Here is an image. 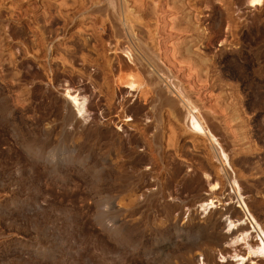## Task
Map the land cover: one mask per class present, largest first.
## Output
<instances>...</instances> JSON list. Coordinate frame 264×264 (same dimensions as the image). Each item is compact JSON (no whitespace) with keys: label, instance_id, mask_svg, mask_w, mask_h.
Here are the masks:
<instances>
[{"label":"rangeland","instance_id":"1","mask_svg":"<svg viewBox=\"0 0 264 264\" xmlns=\"http://www.w3.org/2000/svg\"><path fill=\"white\" fill-rule=\"evenodd\" d=\"M110 1L120 3L0 0V264H153L133 258L121 246L120 256L115 258L110 252L111 239L105 229L108 170L103 169V182L98 184L90 176L91 167L95 162L101 164L106 148L104 142L102 147H94L93 134L95 130L143 139V123L155 116L167 119L176 115L180 120L186 109L164 83L161 93H156L155 84H148L145 78L150 89L153 87L146 99L140 92L144 85L130 91L122 84V78L132 73L126 66L131 62L123 51L125 43L116 40L107 15L90 12L95 6H111ZM248 1L127 3L137 16L136 32L145 29L148 33H139L142 47H146L143 54L154 57L170 80L177 81L196 112L217 131L219 142L228 143L235 158L247 160L242 171L254 191L244 197L251 199L250 209L264 226V2L252 6ZM67 89L87 100L83 115L76 114ZM167 96L176 100L179 114ZM71 109L73 114H69ZM187 121L184 118L163 127L169 150L161 163L148 151L145 154V144L136 148L145 157L140 168L150 172L145 178L149 182H165L166 172L175 167L181 174L191 175L184 183L176 178L169 189L163 187L164 203H179V207L170 216L157 207L141 213L142 193L157 186L131 187L120 194L116 204L118 213L124 214L120 216H125L120 222L123 236L139 237L146 230L145 215L150 225L159 224L167 233L209 213L197 200L199 194L211 191L204 167L209 163L214 167L211 173L221 175L220 163L205 159L209 141L187 131ZM178 130L184 133L182 137L176 136ZM67 151L72 155L61 161ZM72 156L75 162L70 163ZM227 231L224 227L223 232ZM228 241L225 247L230 253L235 248L246 251L244 241ZM249 242L258 239L251 235ZM220 260L238 264L232 258ZM258 262L264 264V260Z\"/></svg>","mask_w":264,"mask_h":264},{"label":"bare ground","instance_id":"2","mask_svg":"<svg viewBox=\"0 0 264 264\" xmlns=\"http://www.w3.org/2000/svg\"><path fill=\"white\" fill-rule=\"evenodd\" d=\"M248 2L252 6H255L260 5L264 1L249 0ZM110 4L111 6H95L91 9L89 7V9L91 13H94L93 11H96L105 16L107 15V20L112 24L113 34L116 37V40L120 41L121 39H123L122 42L125 43V45L123 46L124 48L122 46L121 48H123V51L126 52L127 57L129 58V62H131V66L127 65V63L126 66L129 67V69L131 68L130 71H132V73H127L128 75L127 77H125V80L121 77L123 80L122 84L126 85V87L129 88L130 91H137L144 85V88H141L140 92L141 95L144 94L145 99L149 97L146 95L153 89V87H151L152 89H150V86H148V84L152 86L155 84L154 91L156 93H161L159 88L163 87L165 84L166 89L170 92V94H174V97L177 96L179 98V103L182 104L186 109V115L184 114L185 117L182 116L183 118L181 119L183 120L184 118H186V120H188L187 131L191 132L198 138L205 137L209 141L208 147H206L205 153H207V156H205V159L210 160L212 158H215L220 163V168L218 171H221V175L220 173H217L218 175L212 174L211 170L213 171L214 167L208 165L209 163H207V165L204 167V172L208 176V183L211 187V191L208 194H199V199L197 200L200 201L199 206H206V209H210L209 213L205 217H198L197 222L187 223L186 225H182L180 227L174 226L173 229L168 230V232L165 233L162 227L158 226L159 224L150 225L151 220L149 216L145 215V217H143L142 219V222L145 223L146 230H143L139 237L123 236L122 231L124 230H122L123 228L121 227L120 222L123 220L122 217L125 216H120L123 214V212L122 214L118 213L116 204H118L117 202L120 194L128 192L131 187H134L135 189L136 187L141 189V187H147L148 185L157 186V188L154 187V189L150 188L149 192L147 190L146 192L142 193L144 198L142 202L140 201L141 203H139V210L141 211V213H145L146 211H149L148 209L151 210V208L157 207L158 210H164L166 215L170 216V214H172L171 210L174 207H179V203H164L163 187L165 186L166 189H169V187H171L170 184L173 182V180H176V178H180V180L178 181L184 183L188 179L190 180L192 178L191 175L181 174V170L178 171L177 169H175L177 167H175L172 168V170L166 172L165 182H159L156 181V179H153L155 180L153 182H151V180L149 182V180H146L145 178L148 174H150V172L147 173L146 171H142V168H140V165L142 166L141 163L143 159H145V157H143L141 153H138L139 151L137 152L136 148L141 143L145 144V154L148 151V154H151V156L155 158V161L161 163V160L165 158L164 156H166L169 150L168 148L166 149L167 146L165 145L164 140L165 131H163V127H166V125H170L171 123H177V121L180 122L181 119H176V115H174V117H167V119L160 118L154 115L155 117L149 122L143 123V129L141 131V136H143V139H141V137L139 139L136 135H134L133 137L132 135H128L129 137H125L120 133L105 134L101 132H95L94 130V147L101 146V143L104 142L102 144H104L106 149L103 153L105 154L104 157L100 158L101 164L99 165L97 162H95L94 166L91 167L90 176L92 177L93 181L98 184L103 179V169L106 168L108 170V178L106 179H108L107 190L109 195L107 197V206L109 210V216L105 229L111 239V254H114L116 258V254L119 253V248L121 246L123 251H127V253L133 258L142 257L143 259L148 260V262H153V264H224L221 262L220 258L226 259V262H229V259L232 258V260L237 262L238 264H248L251 260L256 259V262L251 261L250 264H259V260H264V226L258 221L257 217L252 213L250 209L249 203L252 202L250 201L251 199L247 200V197H244L245 194L253 190V186H251L244 179L246 176L242 171V168L244 167H242V165L245 162L248 163L247 160L243 162V160L235 158L233 152L229 148L230 146L228 145V143L223 141L224 144H222V141L219 142V139L216 138L217 131L213 128L211 129L200 116V114L196 112V110H198L197 107L192 104L191 100L188 97V94H186L183 88L179 86L178 83H176L177 81L173 82L170 80L163 65H160L159 62L154 59V57L145 56L148 53L143 54L142 48L145 50L146 47H142L139 33L144 31L145 29L139 30V33L138 31L136 32V30H138V27L135 28L136 26L134 23H136L137 21L135 19L137 18V16H133L134 11L128 5L127 0H120V3L117 4L112 1ZM141 28L143 29V26ZM146 31L149 32L148 29ZM143 33L148 35V33H145V31ZM151 34L153 36L154 33L150 31L149 35ZM150 37L148 36L149 39H152ZM117 48H119V46ZM163 76H166L165 79H163ZM145 78L147 79L146 81H148V84L145 83ZM168 79L170 80V82H168ZM161 83H164L163 86ZM162 92L166 93V91ZM67 95H69L70 99L72 100V107L76 111V114L83 115L84 111H87L85 102L86 99H84V97L81 98L80 93H78L77 91H74L72 93L70 89H67ZM148 95L151 94L149 93ZM168 98L167 99L173 107V110H176V112H178L177 114H179L180 108L178 109L176 100L171 99L170 97ZM74 110L71 109V113L69 112V114H73L72 111ZM153 127L156 129L151 132ZM182 130H178L177 132L175 131L178 138L179 136H181L180 134H182L183 136L184 133L182 132ZM176 136L174 135V137ZM169 137L171 136L169 135ZM173 140L169 141H172V143H174ZM169 141H167L168 145H172V143L170 144ZM62 154L63 155L60 158L61 161H68V158L72 155L68 153V151L67 154H65L64 152ZM145 154L144 156H146ZM37 156H39V154H37L36 157ZM74 159L75 156H72L71 160L69 159V162H75ZM205 159L200 158L199 161L203 163L205 162ZM69 162L67 164H69ZM246 168H248V166ZM164 183L166 185H164ZM218 189L224 191L218 192ZM172 190L173 192H176L174 191V189ZM225 202L227 203L225 204ZM235 202L239 203L240 206L235 205ZM219 205L222 206L219 207ZM239 207H241L242 209ZM224 227L228 228L227 232H223ZM250 230H252V232H250ZM146 231L147 234H145ZM253 233L255 235H253ZM251 235L252 238H257L258 242L251 244L249 242V238ZM229 239L232 243L244 241L247 245L246 251L242 253L243 251L241 252V249L237 250L235 248V250H233V253H230L229 249L225 247V243ZM197 254L198 256H200V258L198 259ZM117 255L120 256L119 254Z\"/></svg>","mask_w":264,"mask_h":264}]
</instances>
